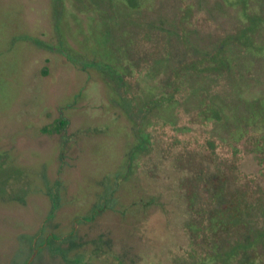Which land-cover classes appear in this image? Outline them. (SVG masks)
Returning <instances> with one entry per match:
<instances>
[{
	"label": "rangeland",
	"instance_id": "rangeland-1",
	"mask_svg": "<svg viewBox=\"0 0 264 264\" xmlns=\"http://www.w3.org/2000/svg\"><path fill=\"white\" fill-rule=\"evenodd\" d=\"M259 214L264 0H0V264H211Z\"/></svg>",
	"mask_w": 264,
	"mask_h": 264
},
{
	"label": "trees",
	"instance_id": "trees-1",
	"mask_svg": "<svg viewBox=\"0 0 264 264\" xmlns=\"http://www.w3.org/2000/svg\"><path fill=\"white\" fill-rule=\"evenodd\" d=\"M108 71V69H106ZM254 116H256L254 114ZM64 121L59 119L58 124L63 123ZM255 203L257 204L256 200ZM250 207H255V204H249ZM261 222L258 226L256 225H249L248 224H242L243 227L238 228L235 231H230L228 235L226 236H220L222 240H213V263L211 264H232L231 261V256L229 254H234L235 252H240L239 259L236 260V264H257L256 262V256L255 255H250L251 251L258 250L259 254L263 253L264 251V240L261 239V235L264 234V215H260ZM250 217V216H249ZM225 234V233H222ZM259 236V237H258ZM264 238V237H263ZM251 246H238V244H241L242 242L245 243V241H250ZM227 246L229 243H233V248L228 249L227 247L221 249V245ZM246 244V243H245ZM259 247H257V246ZM263 251H260V250ZM232 252V253H231ZM222 256V260L217 259L216 257ZM261 258V257H258ZM195 264H202L198 263L197 261Z\"/></svg>",
	"mask_w": 264,
	"mask_h": 264
},
{
	"label": "flooded vegetation",
	"instance_id": "flooded-vegetation-1",
	"mask_svg": "<svg viewBox=\"0 0 264 264\" xmlns=\"http://www.w3.org/2000/svg\"><path fill=\"white\" fill-rule=\"evenodd\" d=\"M171 89H173V88H171ZM210 111H213V106H212V110L210 109ZM214 179V177H211L210 178V180H213ZM205 183L206 182H204V185H205ZM54 205V204H53ZM34 236H36V235H34ZM41 241H39V243H41L42 242V245H44L45 244V242L42 240V239H40ZM33 241H34V239H33ZM38 243V244H39ZM234 246H233V243H231V245H230V243L229 244H227V248L228 249H232ZM33 248V247H32ZM209 250H213V241H212V243H210V245H208V247H207ZM34 249V248H33ZM32 252H33V250H32ZM32 252H31V254L29 255V256H27L24 260H23V262L21 263V264H30V261H31V259H32ZM232 253V252H231ZM230 255V254H229ZM260 260L261 259H263V261H264V258H259ZM199 260H201V258H199ZM117 262H118V264H121V262H120V260H118L117 259ZM196 262V261H195ZM194 262V263H195ZM198 263H200V262H198Z\"/></svg>",
	"mask_w": 264,
	"mask_h": 264
}]
</instances>
